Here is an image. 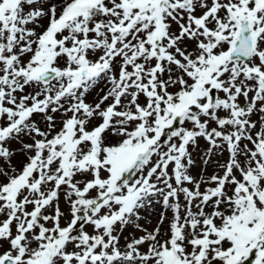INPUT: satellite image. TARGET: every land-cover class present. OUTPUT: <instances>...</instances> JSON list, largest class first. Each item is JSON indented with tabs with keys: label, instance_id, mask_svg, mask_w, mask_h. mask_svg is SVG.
Instances as JSON below:
<instances>
[{
	"label": "snow or ice",
	"instance_id": "6c2138e0",
	"mask_svg": "<svg viewBox=\"0 0 264 264\" xmlns=\"http://www.w3.org/2000/svg\"><path fill=\"white\" fill-rule=\"evenodd\" d=\"M249 260L264 0H0V264Z\"/></svg>",
	"mask_w": 264,
	"mask_h": 264
},
{
	"label": "rangeland",
	"instance_id": "374dc122",
	"mask_svg": "<svg viewBox=\"0 0 264 264\" xmlns=\"http://www.w3.org/2000/svg\"><path fill=\"white\" fill-rule=\"evenodd\" d=\"M251 258H254V253H253V257H251ZM251 258H250V260H251ZM250 260H249V261H250ZM249 261H246L245 264L248 263Z\"/></svg>",
	"mask_w": 264,
	"mask_h": 264
}]
</instances>
